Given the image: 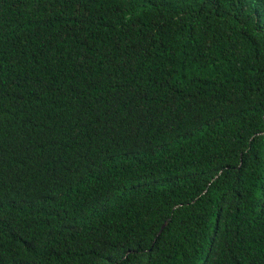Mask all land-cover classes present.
<instances>
[{"label":"trees","instance_id":"1","mask_svg":"<svg viewBox=\"0 0 264 264\" xmlns=\"http://www.w3.org/2000/svg\"><path fill=\"white\" fill-rule=\"evenodd\" d=\"M0 264H264V0H0Z\"/></svg>","mask_w":264,"mask_h":264}]
</instances>
